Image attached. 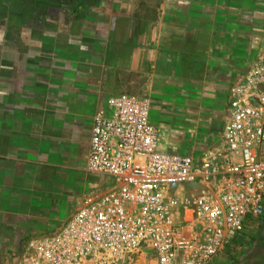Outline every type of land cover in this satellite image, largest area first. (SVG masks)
I'll return each instance as SVG.
<instances>
[{
	"label": "crops",
	"instance_id": "obj_1",
	"mask_svg": "<svg viewBox=\"0 0 264 264\" xmlns=\"http://www.w3.org/2000/svg\"><path fill=\"white\" fill-rule=\"evenodd\" d=\"M264 58V0H0V264L85 192L93 115L148 98L157 149H220L229 89ZM209 264H264V213Z\"/></svg>",
	"mask_w": 264,
	"mask_h": 264
},
{
	"label": "built area",
	"instance_id": "obj_2",
	"mask_svg": "<svg viewBox=\"0 0 264 264\" xmlns=\"http://www.w3.org/2000/svg\"><path fill=\"white\" fill-rule=\"evenodd\" d=\"M150 101L127 94L93 115L85 170L112 178L14 264H209L264 213V58L229 89L223 147L195 158L157 149Z\"/></svg>",
	"mask_w": 264,
	"mask_h": 264
},
{
	"label": "rangeland",
	"instance_id": "obj_3",
	"mask_svg": "<svg viewBox=\"0 0 264 264\" xmlns=\"http://www.w3.org/2000/svg\"><path fill=\"white\" fill-rule=\"evenodd\" d=\"M150 253L147 251L146 255L139 256L135 261H133L135 264H150L151 260L149 259Z\"/></svg>",
	"mask_w": 264,
	"mask_h": 264
}]
</instances>
